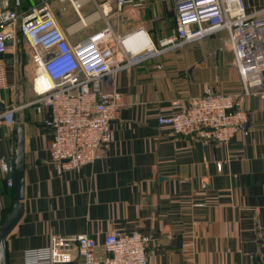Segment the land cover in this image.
I'll list each match as a JSON object with an SVG mask.
<instances>
[{"label":"crops","instance_id":"obj_1","mask_svg":"<svg viewBox=\"0 0 264 264\" xmlns=\"http://www.w3.org/2000/svg\"><path fill=\"white\" fill-rule=\"evenodd\" d=\"M37 1L14 0L12 6L20 10ZM247 1L249 7L264 6V0ZM51 4L69 41L91 32L82 33L94 23L70 35L77 18L62 24L59 17L67 8L60 13L63 4ZM171 11L172 5L161 0L125 5L118 11V30L132 24L127 20H138L157 45L175 27ZM19 46L15 42L7 51H15L12 65L0 60L10 87L1 92L0 110L32 99V71L24 83L18 78ZM114 83L122 107L111 123L113 140L100 160L78 171L61 170L50 160L52 134L42 125L46 109L20 108L14 125L0 120V157L6 161L13 157L16 124L24 127L23 212L6 237V264H29L31 253L43 251L52 235L87 234L102 258L101 244L112 230L150 236L149 264H264V97L243 96L248 133L227 143L177 135L157 121L206 87L242 91L227 33L149 55L118 71ZM6 180L0 169V226L15 203Z\"/></svg>","mask_w":264,"mask_h":264},{"label":"built area","instance_id":"obj_2","mask_svg":"<svg viewBox=\"0 0 264 264\" xmlns=\"http://www.w3.org/2000/svg\"><path fill=\"white\" fill-rule=\"evenodd\" d=\"M52 1L39 0L19 10L12 6L14 0H0V53L15 48L19 32L29 44L32 65V99L0 110V120L14 125L16 110L46 109L42 125L52 134L48 153L61 170L78 171L100 160L103 149L113 140L111 123L118 119L122 107V94L114 83L118 71L149 55L220 31L227 33L242 91L221 93L206 87L200 96L190 97L185 107L158 116V125L170 127L177 135L219 143L248 133L242 127L248 121L243 96L253 93L264 97V6L249 7L247 0H161L172 5L175 27L156 45L143 26L119 32L107 18L113 9L121 11L128 4L142 6L149 0H58L63 4L58 8L60 13L68 2L77 15L76 22L82 21L80 26L69 28L70 35L98 20L105 23L73 42L59 25ZM86 7L92 10L83 14ZM93 14L96 16L89 19ZM8 40L11 45L6 44ZM7 88V70L1 62L0 102L1 92ZM0 169L7 173L2 157ZM6 181L12 185L10 178ZM149 241L150 236L139 231L112 230L101 244L105 255L98 258L99 245L93 237L52 235L43 251L31 253L29 264H149Z\"/></svg>","mask_w":264,"mask_h":264},{"label":"water","instance_id":"obj_3","mask_svg":"<svg viewBox=\"0 0 264 264\" xmlns=\"http://www.w3.org/2000/svg\"><path fill=\"white\" fill-rule=\"evenodd\" d=\"M19 0H16L18 4ZM252 3V0H249ZM171 15H173V10L171 11ZM130 24L127 29H129L132 25H137L139 23L138 20H127ZM123 23H125L123 21ZM125 29H123L124 31ZM18 39L16 41L17 47L19 46V32L17 33ZM7 45H11L12 41H6ZM18 54V53H17ZM0 60H3L6 65H12L14 60V54L11 52L0 53ZM2 103L0 102V108H2ZM247 123L242 125V127H246ZM14 146H13V157L7 159V178L12 179V189H13V197L15 203L12 207V210L5 221L0 226V264H6V250H5V241L6 237L13 229L15 224L20 219L23 212V204L22 199L24 196V127L22 124L17 123L14 130Z\"/></svg>","mask_w":264,"mask_h":264},{"label":"rangeland","instance_id":"obj_4","mask_svg":"<svg viewBox=\"0 0 264 264\" xmlns=\"http://www.w3.org/2000/svg\"><path fill=\"white\" fill-rule=\"evenodd\" d=\"M65 6L67 8V12H65L61 17H59V21L64 25L68 24L69 22H71L77 18L68 2L65 3ZM91 10H92V7H87L85 10L82 11V13L86 14V13L90 12ZM118 16H119L118 11H115L114 9L107 16L110 25L112 26V28L115 31H119L118 30V24H117ZM104 25H105V23L103 20H98L94 23L93 27H89L88 29L83 30L82 33L86 34V33H89L90 31L92 32L94 30L100 29ZM166 29H168V24L166 25ZM164 30H165V27H164ZM221 35H224V33H222ZM19 47H20L19 49H20L21 61H20L19 66H18L19 71L17 70V73H18V78L24 83L31 76L32 65H31L30 56H29V50H30L29 44H28L27 40L22 36L20 37V46ZM20 89H22V87H20Z\"/></svg>","mask_w":264,"mask_h":264},{"label":"bare ground","instance_id":"obj_5","mask_svg":"<svg viewBox=\"0 0 264 264\" xmlns=\"http://www.w3.org/2000/svg\"><path fill=\"white\" fill-rule=\"evenodd\" d=\"M106 9H107V7H106ZM105 11H107V10H105ZM94 16H96V14H93V15L89 16L88 18L90 19V18H92V17H94ZM82 20H83V21H86L85 18H83ZM81 24H82V21H79V22H77V23L75 24L74 27H76V26H80Z\"/></svg>","mask_w":264,"mask_h":264}]
</instances>
